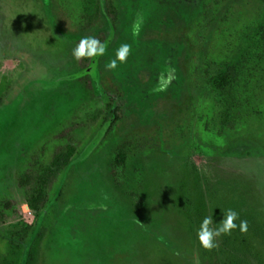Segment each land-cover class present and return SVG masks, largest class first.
<instances>
[{"label": "rangeland", "instance_id": "1", "mask_svg": "<svg viewBox=\"0 0 264 264\" xmlns=\"http://www.w3.org/2000/svg\"><path fill=\"white\" fill-rule=\"evenodd\" d=\"M100 1L113 53L76 81L96 0H0V254L7 229L36 221L18 178L40 167L53 174L36 264H264V0ZM110 96L124 117L104 131ZM229 208L247 232L204 250L202 220Z\"/></svg>", "mask_w": 264, "mask_h": 264}, {"label": "trees", "instance_id": "2", "mask_svg": "<svg viewBox=\"0 0 264 264\" xmlns=\"http://www.w3.org/2000/svg\"><path fill=\"white\" fill-rule=\"evenodd\" d=\"M114 10L109 6L102 4L100 0H96L94 11L91 16L85 17V25L80 29V32H85L90 22L103 20L102 24L97 25L94 29V34L99 33L98 39L106 44L109 54L102 57H96L94 60L86 59L84 65L70 77L76 81H84L85 79L94 78L95 68L99 58L111 57L113 51V40H115V24L113 23ZM89 36L87 33L83 37ZM92 36V35H91ZM124 117V108L119 96H110L105 106V112L102 117V129L106 131L116 121ZM66 156L55 157L53 166L66 165ZM61 160V161H60ZM117 158L115 157V161ZM53 174L50 168H40L35 176L33 173H26L18 178L20 186L27 185L33 181L26 199L27 207L37 213L36 221L33 225H23L20 227L13 226L6 231V253L0 254V264H36L37 256L40 248V242L43 237L42 222L45 212L49 208L50 202L44 194V187L49 178Z\"/></svg>", "mask_w": 264, "mask_h": 264}, {"label": "clouds", "instance_id": "3", "mask_svg": "<svg viewBox=\"0 0 264 264\" xmlns=\"http://www.w3.org/2000/svg\"><path fill=\"white\" fill-rule=\"evenodd\" d=\"M107 50L106 44L101 42L94 36H85L72 49V57L76 61L83 59L94 60L96 57H102ZM132 47L128 43H124L116 51L115 59H112L106 64L107 70H114L119 63L126 62ZM172 81L171 75H161L158 81V86L154 91L164 92L167 90ZM239 219V213L234 209H227L223 214V219L218 223H213V216H206L197 230L196 236L199 246L206 251H211L217 247V240L223 235H231L232 231L239 228V231L244 234L248 230L247 220H240L239 225L236 221Z\"/></svg>", "mask_w": 264, "mask_h": 264}]
</instances>
